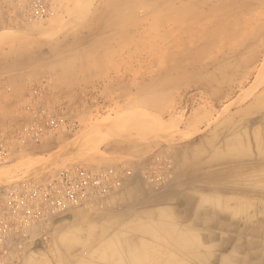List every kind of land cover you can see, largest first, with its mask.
<instances>
[{
    "label": "rangeland",
    "instance_id": "1",
    "mask_svg": "<svg viewBox=\"0 0 264 264\" xmlns=\"http://www.w3.org/2000/svg\"><path fill=\"white\" fill-rule=\"evenodd\" d=\"M35 1L0 0V187L74 165L113 170L121 187L103 209L28 228L6 264H121L125 249L97 252L147 212L191 223L177 196L253 217L264 244V0H40L42 18ZM131 180L135 197L119 204ZM198 229L227 252L238 234Z\"/></svg>",
    "mask_w": 264,
    "mask_h": 264
},
{
    "label": "bare ground",
    "instance_id": "2",
    "mask_svg": "<svg viewBox=\"0 0 264 264\" xmlns=\"http://www.w3.org/2000/svg\"><path fill=\"white\" fill-rule=\"evenodd\" d=\"M208 181L209 182L204 179L203 183H214L211 180ZM215 181L216 185H218L217 183L219 181ZM219 184L221 185V182H219ZM173 191H175V189L172 190V192ZM199 191L205 192L207 190L200 189ZM210 191L212 192V190ZM207 192H209V190ZM174 193L178 194V191H175ZM163 194L155 195L158 198L160 196V198H162ZM175 194L173 195L175 196ZM220 194L221 193H219L218 195ZM133 196L134 195H132L131 197L134 198L135 196ZM238 197L239 198H237V200H239L241 196L238 195ZM244 198H241V200H243ZM174 199L175 208H183L185 210L183 215L179 214L180 216L178 217L187 218L191 214L190 217H193L191 223H189L187 226H176V221L178 219L177 217L174 220L173 218L163 216L164 221L158 225V223L151 222L154 219L152 218V213H150L149 215H147L148 218H144L146 220H141L138 222L140 224L133 223L127 228L123 229L121 232H119L118 236L115 235V238H113V240L109 242L108 250H103V247L100 248L101 250L98 249L99 251L97 252V257H100L102 259L106 257H109L110 259L116 258L112 256L118 255L120 249H125L127 254L130 253V255H128L129 257L126 258V261L122 260L124 262L121 264H187V261L191 264H264V244H261V242H257V239L255 237L257 234L259 235L260 233V227H258L260 223H253V217L250 218L248 216H243V214L239 215V217L235 215L232 216L231 214L230 215L232 217L227 215H219L215 211L214 204H212V206L207 209L206 205L207 203H209L210 200L206 196L200 198L196 203V212L192 210L193 204H191V198L177 196ZM146 201H151V199H147ZM135 203L136 202L132 204L135 206ZM220 207L228 208L229 205L227 202H224L220 205ZM240 207L241 208H237V212L235 213H241V211H245V209H248L252 206L250 202H248ZM250 209L252 211V208ZM191 211L195 212L194 215ZM198 228L207 230H214L217 228H219V230L226 229L227 231H237L238 234L235 238V241L233 240L234 242L232 243L231 248H229L228 253L225 255L221 254L220 256H218L217 252H225L230 246L231 242L225 239L221 241V244L211 245L210 242L213 241V239L215 238L214 233L207 232L206 234H201ZM133 233H140L142 235V238L134 237ZM117 237L120 239V241L124 238V241L122 242H125V245H122ZM202 242L207 243L209 246L204 247V244ZM158 245L160 248L159 250L156 249ZM253 260H255L254 263Z\"/></svg>",
    "mask_w": 264,
    "mask_h": 264
},
{
    "label": "built area",
    "instance_id": "3",
    "mask_svg": "<svg viewBox=\"0 0 264 264\" xmlns=\"http://www.w3.org/2000/svg\"><path fill=\"white\" fill-rule=\"evenodd\" d=\"M39 17L46 16L40 0L33 4ZM59 123L61 119L57 120ZM56 127V120L46 122ZM34 127L25 126L27 134ZM7 157L0 138V160ZM121 187V177L113 170H90L79 165L67 167L42 180H23L0 187V264H6L9 245L26 237L31 226L41 225L73 209H103Z\"/></svg>",
    "mask_w": 264,
    "mask_h": 264
},
{
    "label": "crops",
    "instance_id": "4",
    "mask_svg": "<svg viewBox=\"0 0 264 264\" xmlns=\"http://www.w3.org/2000/svg\"><path fill=\"white\" fill-rule=\"evenodd\" d=\"M133 181H136V180H131V181H128V182H126L125 184H124V190H123V192L120 194V195H118L115 199H117V202H119V204L121 203L122 205L124 204V201L125 200H127V195H129V194H132V195H134L135 196V194H136V187H138V183H136V182H134L133 183ZM116 201V200H115ZM147 213H154V212H152V211H149V212H147ZM126 214H129V211H127L126 212ZM160 224V223H159ZM158 224V225H159ZM211 243V245H213L212 244V242H210ZM208 246V244L207 243H204V247H207ZM228 250V249H227ZM227 250L225 251V252H222V251H220V252H217V255L218 256H220L221 254L222 255H225V254H227L228 252H227Z\"/></svg>",
    "mask_w": 264,
    "mask_h": 264
}]
</instances>
